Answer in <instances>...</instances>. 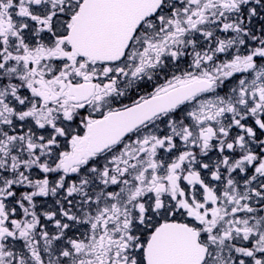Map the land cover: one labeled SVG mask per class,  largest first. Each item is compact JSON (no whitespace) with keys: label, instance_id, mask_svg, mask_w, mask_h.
<instances>
[{"label":"snow or ice","instance_id":"6c2138e0","mask_svg":"<svg viewBox=\"0 0 264 264\" xmlns=\"http://www.w3.org/2000/svg\"><path fill=\"white\" fill-rule=\"evenodd\" d=\"M0 264H264V0H0Z\"/></svg>","mask_w":264,"mask_h":264}]
</instances>
